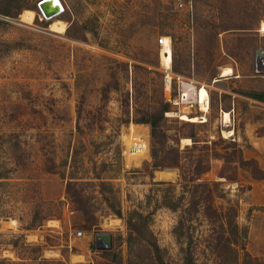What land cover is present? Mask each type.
Masks as SVG:
<instances>
[{"label":"rangeland","instance_id":"374dc122","mask_svg":"<svg viewBox=\"0 0 264 264\" xmlns=\"http://www.w3.org/2000/svg\"><path fill=\"white\" fill-rule=\"evenodd\" d=\"M38 1L0 0V170L9 177L0 185V259L127 264V227L112 209L125 216L154 208L156 240L171 264H181L172 234L180 210L161 205L169 184L154 182L168 181L178 193L187 162L202 160L196 182L208 183L218 208H237L238 222L247 227L246 249L263 263L264 220L260 224L257 208L240 204L252 188L264 190V102L250 96L264 91V69L255 67L254 57L255 48H264V0H191V13L176 0H60L64 11L52 19L39 15ZM25 11L31 20L21 17ZM56 21L64 23L62 31L49 28ZM162 35L171 41L172 71L208 88L209 107H182L187 119L163 114L157 141L180 150V165L154 169L150 125L132 119L170 108ZM225 68L232 74L220 76ZM223 113H229L226 124ZM10 132L15 152L7 149ZM134 139L147 145V156L127 165ZM92 169L109 177V202L91 172L84 176L93 182L76 186L73 197L66 192L68 173ZM157 172L169 176L158 179ZM195 224L196 235L206 237L204 211ZM98 233L112 235L110 249L97 247ZM194 253L198 264L217 263L207 242ZM143 255L142 264H152Z\"/></svg>","mask_w":264,"mask_h":264},{"label":"trees","instance_id":"16d2710c","mask_svg":"<svg viewBox=\"0 0 264 264\" xmlns=\"http://www.w3.org/2000/svg\"><path fill=\"white\" fill-rule=\"evenodd\" d=\"M8 15L7 13H4ZM252 97L264 102V91H253ZM166 104L161 109V112L154 115H142L138 118L132 119L134 122H143L150 125V135L153 141L151 149L152 166L154 169H161L165 166H178L180 165V150L172 148L166 145L164 139L157 141L160 132L159 122L163 117L164 112L167 110ZM90 112V111H89ZM79 117V111H77ZM99 120H104V117L100 114ZM122 122H128V118H121ZM16 136L15 133L10 132L6 134L8 139L7 149L11 152H15L18 147L17 142H13L12 138ZM166 136L163 134V138ZM13 142V143H11ZM196 145L195 140L192 143V148ZM67 156L73 158V154ZM171 156V157H170ZM67 159H63V165H66ZM241 162L245 164L248 160L241 159ZM188 166L182 170L180 174L181 189L176 193L173 186L168 181H158L155 184H169L166 189L168 190L161 197V205L167 207L173 212L178 211L177 219L172 227V234L179 244V249L182 252L181 264H198L195 259L194 250L201 241L207 242L213 250L216 251L214 258L216 264H239L241 259L242 264H264L260 263L261 259L252 255L245 246L247 239V227L238 222V210L234 206H226L224 208H218L214 205L211 195L210 186L206 182H196L199 175L202 173L203 161L197 163H188ZM88 170V168H85ZM94 175L93 178L97 179L100 185L101 192L106 196V200L114 198L110 181L107 176L102 174L96 169L87 171V173L70 172L66 178V192L73 197L71 190L76 186L83 183L93 182L87 180L84 175ZM9 177L0 170V185L1 182H6ZM108 188V191H105ZM151 194H147L150 197ZM183 201H186V205H181ZM82 212V208H78ZM113 213L119 218H123L127 227V236L125 242L127 244L128 260L127 264H142L144 262L143 252L147 260L152 264H171L165 257V249L161 247L151 229V215L154 208L148 212H143L136 208H133L127 212L125 216H122L120 208L112 209ZM204 211L205 218L209 225V233L206 237L203 235H196V218H198V212ZM216 235V237H214ZM17 243L14 242L13 245ZM24 246H32L31 244L23 243ZM110 252V251H104ZM118 257L120 255H117ZM32 260H37L40 264H64L57 260H48L42 257H33ZM0 264H20L16 261L9 259H0Z\"/></svg>","mask_w":264,"mask_h":264},{"label":"built area","instance_id":"2783aa9c","mask_svg":"<svg viewBox=\"0 0 264 264\" xmlns=\"http://www.w3.org/2000/svg\"><path fill=\"white\" fill-rule=\"evenodd\" d=\"M43 2V0H39L37 2V8L39 11V15L42 16L43 18L47 19L40 8V3ZM175 5L178 9L184 10L187 13H191L192 11V3L191 0H176ZM64 11V7L61 9V11H58L54 13L52 16H49L48 19H51L59 14H61ZM158 44L164 49H168L169 52L171 53V41L168 36H160L158 38ZM164 74L163 82H164V87H165V100L168 102L170 105L169 109H167L164 112V115L166 117H179L181 118L182 115L180 114V109L182 107L188 108L193 105H198L199 109H201L202 106V101L199 96V90L201 87L204 85H199L194 79L190 77H185L181 74L175 73L171 69V61L169 62L168 66H164L162 70ZM173 84L176 86V94L172 93L173 90ZM205 87V86H204ZM206 88V87H205ZM208 92V88H206ZM235 95H233L234 97ZM206 101V106L209 107V94L206 95L205 97ZM203 111V110H202ZM206 112V111H205ZM185 117V116H183ZM182 119V118H181ZM70 212L72 213L73 210L71 209ZM83 231L82 230H77L76 231V236L80 237L82 236Z\"/></svg>","mask_w":264,"mask_h":264},{"label":"bare ground","instance_id":"6f19581e","mask_svg":"<svg viewBox=\"0 0 264 264\" xmlns=\"http://www.w3.org/2000/svg\"><path fill=\"white\" fill-rule=\"evenodd\" d=\"M45 4L50 9H52V11L56 10V9H59V11H61V9L63 8L60 0H45ZM32 16H33V13L30 11H25L21 15V17L26 19V20H31ZM46 18L48 19L49 17H46ZM49 28L52 30H55V31H62L64 29V23L61 21H56V22L51 23ZM160 55L162 57L161 64L163 66H168L169 62L171 61V53L169 52V50L164 49V47H162ZM258 62H259V66H261L260 68L264 69V56L261 57ZM231 74H232V70L229 68H225L221 71L220 76H227V75H231ZM206 95H208V92H207L206 88L203 86L199 90V96H200V99L202 101L201 109L203 111L208 110V107L206 106V103H205ZM228 115H229V113H223V117L227 116V118H228L227 121L223 120V122L225 124L229 122ZM181 118L187 119V117H183V116ZM224 134L223 135L226 136L227 134H229V132L226 131V132H224ZM147 151H148L147 145L142 140L134 139L133 142L128 144L127 151L125 152V154H127V156H128L127 157V165L131 164L132 162L139 163L143 158H145L147 156ZM168 176H169L168 172H157L158 179L159 178L162 179V178L168 177Z\"/></svg>","mask_w":264,"mask_h":264},{"label":"water","instance_id":"95a60500","mask_svg":"<svg viewBox=\"0 0 264 264\" xmlns=\"http://www.w3.org/2000/svg\"><path fill=\"white\" fill-rule=\"evenodd\" d=\"M40 8L44 12L45 16H52L54 13L58 11V9L53 10L50 9L46 4L45 0L40 3ZM264 56V48L258 47L254 50L255 57V67H259V59ZM260 68V67H259ZM96 245L101 249H110L112 246V235L110 233H98L96 235Z\"/></svg>","mask_w":264,"mask_h":264},{"label":"crops","instance_id":"0c3cea01","mask_svg":"<svg viewBox=\"0 0 264 264\" xmlns=\"http://www.w3.org/2000/svg\"><path fill=\"white\" fill-rule=\"evenodd\" d=\"M250 191L252 192V197L250 198V200L241 202L240 205L246 206V209L250 207L257 208L258 216L261 218V222H260L261 224L264 220V190L259 192V191H256V189L252 188ZM252 216L253 215L251 214L247 222V224H249V229H250L248 230V233L251 232V228L253 227V223H252L253 217Z\"/></svg>","mask_w":264,"mask_h":264},{"label":"flooded vegetation","instance_id":"af4514ba","mask_svg":"<svg viewBox=\"0 0 264 264\" xmlns=\"http://www.w3.org/2000/svg\"><path fill=\"white\" fill-rule=\"evenodd\" d=\"M259 67H261V66H259Z\"/></svg>","mask_w":264,"mask_h":264}]
</instances>
